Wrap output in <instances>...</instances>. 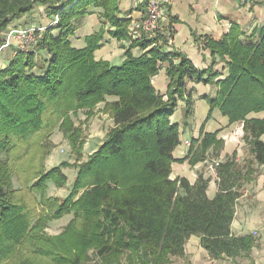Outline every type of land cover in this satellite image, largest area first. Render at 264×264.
Returning <instances> with one entry per match:
<instances>
[{
  "label": "trees",
  "instance_id": "16d2710c",
  "mask_svg": "<svg viewBox=\"0 0 264 264\" xmlns=\"http://www.w3.org/2000/svg\"><path fill=\"white\" fill-rule=\"evenodd\" d=\"M36 3L50 17L42 24L40 40L35 48L19 49L0 68V263L16 252V241L4 236L7 226L15 225L21 240L27 233L26 212L9 194L16 163L32 148L38 151L41 138L56 127L66 134L72 128L66 124L72 113L110 97L114 99L106 105L114 126L78 166L71 188L75 193L92 185L77 201L87 203L90 226L80 235L82 246L93 248L104 264H118L120 255H126L127 264H171L173 258L183 257L185 242L195 235L213 259L248 256L254 235L233 234L231 224L243 184L256 177L255 164L264 172V117H249L264 112V25L247 34L232 23L220 39H207L212 56L226 63L222 74L214 69L216 58L208 67L197 68L182 52L165 49L166 33L141 32L133 38L130 18L118 17L117 0H0V39L14 20L32 13ZM91 6L103 10V24L85 36V46L76 48L71 37ZM54 15L58 20L51 24ZM106 25L112 27L109 36L126 42L120 64L94 56ZM163 68L168 79L165 92L153 82ZM189 83L216 87L214 95L202 98L230 123L243 122L242 139L251 156L239 164L234 151L214 164L212 197L206 192L210 178L202 173L193 183L185 177L170 178L172 162L181 161L173 153L184 130L171 117L182 100L183 126L189 125L195 92ZM210 116L211 112L206 120ZM217 133H202L182 160L194 165L204 160L210 147L221 150L223 140ZM57 178L60 185L65 183L66 175L56 165L36 180L46 185ZM66 200L59 205L65 208ZM59 205L53 209L58 216ZM66 247L69 258L44 250L55 263L78 264L80 254Z\"/></svg>",
  "mask_w": 264,
  "mask_h": 264
},
{
  "label": "crops",
  "instance_id": "0c3cea01",
  "mask_svg": "<svg viewBox=\"0 0 264 264\" xmlns=\"http://www.w3.org/2000/svg\"><path fill=\"white\" fill-rule=\"evenodd\" d=\"M148 1L149 0H117V6L119 7L117 13L118 17L130 18V24H132L135 19H139L143 15ZM163 11L160 28L157 33H166L167 35V44L164 48L167 50L175 49L178 52H182L197 68L208 67L211 63L210 61L216 58L217 64L214 66V69L224 74L227 71L226 63L212 56L211 50L205 46L207 39H220L222 35L228 31L232 23H238L247 34H250L253 28L264 25V0H249L248 3H241L239 0H170L169 3L164 5ZM102 12L103 10L101 8L91 6L89 7V13L77 21V28L71 37L74 47L78 48L85 46V36L91 35L102 26ZM49 19L50 17H47L43 12L42 18L40 20L37 18L36 21H38L39 24H45ZM22 22V25H26L27 23L24 21ZM110 29H112V27L106 25V33L103 36L105 37V42H103L101 47L94 50V56L96 59L109 61L113 64L118 57L120 61H122L124 53L122 44L126 45V42H117V39L109 36L107 31ZM171 34L172 36L170 37ZM109 41L111 44L108 43ZM116 44H119V46L116 47ZM153 82L159 91L165 92L168 82L165 68L160 70L158 74L153 77ZM189 86L195 88L193 95V126L190 128H185V126H183L184 130L182 132V137L191 142L196 139L200 142L203 135L200 134L201 130L199 131V127L206 119L205 117L211 112V116L205 124V131L206 133L217 131V138L223 140V145L221 150H214V148L210 147L205 154L206 156L209 155V157H207V159H205V157L203 161H197L194 165L187 163L188 160H184L181 164H178L176 161L172 162L170 178L185 177L190 183H193L197 179V174L202 173L205 177L210 178L206 192L209 197H212L216 193L214 164L224 160L227 155L232 154L234 151L236 152V160L239 164L245 163L251 156L249 154V147L244 144L242 139L243 122L230 123L226 116H222L218 108L212 109L202 98V95H214V91L212 90L213 87L210 84L205 86L201 83H189L188 87ZM177 106L178 109L171 119L173 118L174 121L179 122L175 119L174 115H181L184 101H179ZM196 113L198 117L195 118L194 116ZM253 116L264 117V112L249 114V117ZM189 146L190 144L186 145L180 143L179 146L174 149V158L182 159L187 156ZM202 162L210 164L209 170L206 171L205 168H200ZM263 187V171L256 174L255 179L244 183L241 190V197L237 200L235 205V214L231 224V231L233 234L243 235L245 233H251L245 230L246 225L243 216L246 213L248 214V212L251 213L253 211L255 213L257 203L263 202ZM247 201H250L249 204H247L248 207H246V205H241L243 202L245 203ZM263 242L258 240L255 241L248 256L243 255L242 257L234 259L230 257L213 259L209 256L207 250L202 247L200 237L191 235L185 242V254L183 257L173 258L171 264H264Z\"/></svg>",
  "mask_w": 264,
  "mask_h": 264
},
{
  "label": "rangeland",
  "instance_id": "374dc122",
  "mask_svg": "<svg viewBox=\"0 0 264 264\" xmlns=\"http://www.w3.org/2000/svg\"><path fill=\"white\" fill-rule=\"evenodd\" d=\"M43 11L42 5L36 3L32 13L23 15L19 17V19L14 20L7 27L8 30L2 32L1 39L2 36H4V39H0L2 41L0 42V46L6 41L5 37L9 29L15 27V25H22V21L30 25H34L35 23L37 26H43L36 21L37 18H39V20L42 18ZM100 28L97 31H99ZM41 36L42 34L29 49L35 48ZM104 38L102 39L101 45L105 42ZM117 42L119 41L117 40ZM108 43L111 44L110 41ZM15 45L14 43V46ZM116 45V47L119 46V44ZM18 50L19 48H15L13 45L6 46L3 50L0 49V68L5 67L7 60L14 58ZM114 62L113 64H120V58L118 57ZM211 86L215 94L216 87L214 85ZM113 99V97L106 98V102H98L94 104V106L82 107L76 113H72L66 122L67 128H69V126H72V128L66 132V134H64L63 130H60L59 127H56L51 134L41 138L38 151L32 150V148L25 154L23 160H19L20 163H16L17 165L15 168L17 170L14 172L11 179L12 185L9 194L16 201L15 203L21 207L22 213L26 212L24 216L27 218V233L26 238L21 240L20 236H16L17 227H15V225L7 226L4 231V236L9 237L10 240L13 239L16 241L14 244L16 252L12 251V254L8 255L7 259L3 260L0 264H59L50 259L48 257L50 255H47L44 249L50 248L52 251L56 250L58 255L69 258L71 257L69 254L70 252L67 250L66 246L72 251L75 249L74 252L80 254L81 259L78 264H104L101 257L95 253L93 248L90 246H82L84 240L81 239L80 236L84 234L83 230L85 228L88 229L90 226L86 225L88 214L85 207L87 203L83 200V202L79 204L77 201L88 188L90 189L92 187V185H86L82 189L75 191V193L72 192L71 188L73 180L77 175L78 166L94 153L101 142L106 139V134L109 132L110 128L114 126V123H112V110L106 105V103ZM182 111L181 115L175 114L174 117L183 127L184 118L182 116ZM197 115L196 113L194 117H198ZM188 120L189 125H185V128L193 126L192 116ZM206 121L205 119L199 127V131L203 127V131L200 132L201 135L206 132ZM186 140L188 144L185 142ZM181 143L189 145L191 141L182 137ZM207 157H209V155L204 156L205 159H207ZM182 159H179L181 161L177 163H183L184 160ZM187 163H189V161ZM56 165L60 166L63 173L66 175L64 184L60 185L61 182H59L58 178L47 181L46 185L42 183L43 180H36L40 173L47 172ZM209 165L208 163L202 162L200 168H205L207 171L210 168ZM256 166L257 174L261 173L263 169L255 164L254 167ZM32 186H36V189H33ZM262 189H264V187ZM64 200H66L65 208L59 205ZM249 202L250 201L243 202L241 205H246V207H248L247 204H249ZM58 205L61 207L59 216L53 211L54 207ZM243 219L246 225L245 230L251 232V234L255 236V241L258 240L263 242L264 200L263 202L257 203L255 213L253 211L251 213L248 212V214L246 213L243 216ZM43 246L45 248H43ZM119 257L120 260H118V264H127L128 259L126 255H120Z\"/></svg>",
  "mask_w": 264,
  "mask_h": 264
},
{
  "label": "built area",
  "instance_id": "2783aa9c",
  "mask_svg": "<svg viewBox=\"0 0 264 264\" xmlns=\"http://www.w3.org/2000/svg\"><path fill=\"white\" fill-rule=\"evenodd\" d=\"M170 0H149L143 15L139 19H135L129 26L130 34L133 38L140 36L141 32L154 36L160 28L161 18L164 13V5ZM241 3H248L249 0H239ZM58 15L53 16L51 24L57 22ZM45 30L44 26L32 24L19 25L9 29L5 37V42L0 46L3 50L6 46L13 45L19 49H29L33 46L37 38ZM14 43L16 44L14 46ZM188 144V141H185Z\"/></svg>",
  "mask_w": 264,
  "mask_h": 264
}]
</instances>
